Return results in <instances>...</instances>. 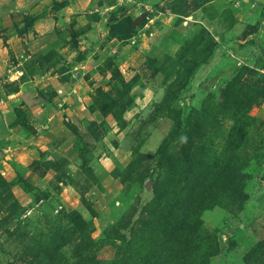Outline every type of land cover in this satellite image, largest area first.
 I'll return each mask as SVG.
<instances>
[{
  "label": "rangeland",
  "instance_id": "rangeland-1",
  "mask_svg": "<svg viewBox=\"0 0 264 264\" xmlns=\"http://www.w3.org/2000/svg\"><path fill=\"white\" fill-rule=\"evenodd\" d=\"M39 4L0 16V264H264V0Z\"/></svg>",
  "mask_w": 264,
  "mask_h": 264
},
{
  "label": "trees",
  "instance_id": "trees-1",
  "mask_svg": "<svg viewBox=\"0 0 264 264\" xmlns=\"http://www.w3.org/2000/svg\"><path fill=\"white\" fill-rule=\"evenodd\" d=\"M133 23H132V28L133 27ZM263 87V86H262ZM224 158H228V157H224ZM216 159V158H210L208 160V162H210V164H208V162H206V164H208L207 166V172L209 175L213 174V178L209 179L208 175L206 177L205 182L203 183L204 187L203 189L206 191L207 193H209V195L211 196V198H217L220 197V195H218V193H221V195H228V198H230V200L233 197V192L235 190V188H237V185L240 186V183H237L238 177L241 180V174H242V170H240L239 168H237L234 164L235 167H233L232 164L229 165L228 160H225L223 162V164L221 163L223 161V159ZM231 160H235V159H231ZM219 182V183H216ZM234 183H237L234 185ZM207 185V186H206ZM207 188H206V187ZM244 199L241 198L240 200ZM261 203V202H260ZM218 253V250H216L215 252H211L210 255H215Z\"/></svg>",
  "mask_w": 264,
  "mask_h": 264
},
{
  "label": "crops",
  "instance_id": "crops-1",
  "mask_svg": "<svg viewBox=\"0 0 264 264\" xmlns=\"http://www.w3.org/2000/svg\"><path fill=\"white\" fill-rule=\"evenodd\" d=\"M39 1L40 0H0V16H4L7 20V18L10 16L11 12H17L20 9L27 11L31 7H34V8L40 7L41 4H39ZM17 9H19V10H17ZM15 10H17V11H15ZM9 33H10V40H12L13 42L17 41L18 37H16V35H14L15 33H13V31L11 29H10ZM1 40H2V38L0 37V41ZM6 114L7 113H4L5 117L7 116ZM262 193L264 194V188H263V191L261 192V194ZM257 199H259V198H257Z\"/></svg>",
  "mask_w": 264,
  "mask_h": 264
},
{
  "label": "water",
  "instance_id": "water-1",
  "mask_svg": "<svg viewBox=\"0 0 264 264\" xmlns=\"http://www.w3.org/2000/svg\"><path fill=\"white\" fill-rule=\"evenodd\" d=\"M147 13L145 11L141 12L139 18H137L134 22L133 25L136 26L139 22H141L144 18H146ZM24 100H26L29 104H31L33 101L32 100H28L27 96L24 95L23 96Z\"/></svg>",
  "mask_w": 264,
  "mask_h": 264
}]
</instances>
